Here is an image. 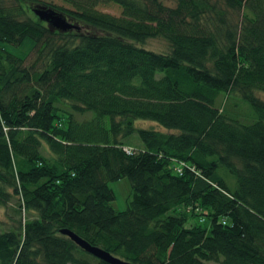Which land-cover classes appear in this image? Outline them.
<instances>
[{"label":"trees","instance_id":"obj_1","mask_svg":"<svg viewBox=\"0 0 264 264\" xmlns=\"http://www.w3.org/2000/svg\"><path fill=\"white\" fill-rule=\"evenodd\" d=\"M61 1L0 0V264H107L60 229L134 264H264V0Z\"/></svg>","mask_w":264,"mask_h":264},{"label":"rangeland","instance_id":"obj_2","mask_svg":"<svg viewBox=\"0 0 264 264\" xmlns=\"http://www.w3.org/2000/svg\"><path fill=\"white\" fill-rule=\"evenodd\" d=\"M3 1H4V4L8 7H14L15 6L14 0H3ZM39 1H40V3L45 2L47 4L51 3L53 5H58V6H65V7L67 6L61 0H39ZM162 3L165 5H168V6L173 4L172 1H168V0H162ZM32 6L33 5H31L30 7H32ZM98 10H100L102 12H107V13L113 14V15L119 14V9L115 5H112V4L100 5V6H98ZM30 13H31V11H30ZM227 16H228V18H231V20L233 19V15L231 13L227 14ZM18 17H19V15H18ZM78 25L81 28L80 31H82L83 30L82 25L81 24H78ZM73 30L74 29H72V31ZM31 44H32L31 40L25 39L18 46L6 45V48L11 53L18 55L20 57H23L29 51ZM140 45L143 48H145L147 50H151L153 52L166 53L168 50L167 42L160 37L145 39ZM258 96L262 100H264V94L263 93H258ZM90 115H92L91 112L85 113L82 118H87ZM135 123H136L135 124L136 126H141V127L154 126V124L149 120H136ZM124 142H125V144H127V145H124L126 148L127 147L137 148V146L139 144V140L136 137V134L131 135L126 140H124ZM107 186L112 190V193L114 196L113 200L110 201L111 207L115 210H123L125 208V205H126V199L130 194V185H129L127 178L121 177V178H118V179L113 180V181H108ZM4 213H6V215H4ZM9 215H11L10 210H8V209L4 210L3 208H0V219L7 220L8 222H10L9 221V219H10ZM26 217H27L26 214L21 213V215H20L21 220H23V218H26ZM209 264H213V263H209Z\"/></svg>","mask_w":264,"mask_h":264},{"label":"water","instance_id":"obj_3","mask_svg":"<svg viewBox=\"0 0 264 264\" xmlns=\"http://www.w3.org/2000/svg\"><path fill=\"white\" fill-rule=\"evenodd\" d=\"M30 11L38 21L45 23L46 26L51 28L52 30L66 32L72 29L77 30L79 28V26L71 19L67 18L61 12L53 9L50 6L35 4L30 7ZM59 232L60 234L67 236L80 249L107 264H134L132 262L116 257L99 247L89 244L68 229H60Z\"/></svg>","mask_w":264,"mask_h":264},{"label":"built area","instance_id":"obj_4","mask_svg":"<svg viewBox=\"0 0 264 264\" xmlns=\"http://www.w3.org/2000/svg\"><path fill=\"white\" fill-rule=\"evenodd\" d=\"M123 150L127 153V154H130V153H132L133 152V148H130V147H125V146H123Z\"/></svg>","mask_w":264,"mask_h":264}]
</instances>
